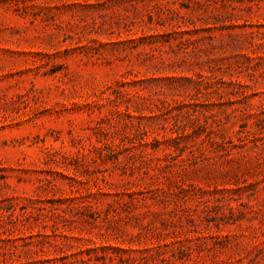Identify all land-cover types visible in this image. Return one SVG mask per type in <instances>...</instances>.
<instances>
[{"label": "rangeland", "instance_id": "obj_1", "mask_svg": "<svg viewBox=\"0 0 264 264\" xmlns=\"http://www.w3.org/2000/svg\"><path fill=\"white\" fill-rule=\"evenodd\" d=\"M0 264H264V0H0Z\"/></svg>", "mask_w": 264, "mask_h": 264}]
</instances>
